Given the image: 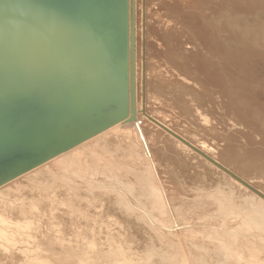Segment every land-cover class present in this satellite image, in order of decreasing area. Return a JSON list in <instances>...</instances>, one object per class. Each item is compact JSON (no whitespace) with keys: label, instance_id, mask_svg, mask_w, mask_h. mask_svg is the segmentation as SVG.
I'll use <instances>...</instances> for the list:
<instances>
[{"label":"bare ground","instance_id":"bare-ground-1","mask_svg":"<svg viewBox=\"0 0 264 264\" xmlns=\"http://www.w3.org/2000/svg\"><path fill=\"white\" fill-rule=\"evenodd\" d=\"M183 1L186 4L184 2V5L179 3V0H128L127 2V64L129 76L132 67L134 71V82L132 85L129 81L128 91L130 94L131 89L134 90L136 106L133 121H120L113 124L72 147L56 153L44 162L0 183V264H141L142 261L140 260V263L137 261L130 246L124 245V236L118 234L115 230L117 225L107 216L108 210L104 208L105 203L125 221L133 224L134 228L139 230L140 233H142L141 228L135 224V220L144 222L149 231H153L157 237L159 236V242L167 244L166 249L171 245L172 248L169 246L171 249L168 247V252L163 253V255L162 250L158 252L160 253L159 258L154 255L155 258L161 259L160 261L163 262L161 264H164L165 261L173 264L178 262L179 264L178 260L180 259L182 261L180 264H188V262L192 264L200 259L203 261L202 259L207 257L205 256L206 252L203 251L204 253H201V255L198 254L197 248L201 246L196 245L195 238L198 236L195 237V235H199L210 242L216 241L213 248L217 252L213 253L217 255V262L215 261L217 264H264V193L260 190H264V180L263 183L261 182L263 176H259L262 179L258 183H253L252 180H246L242 178L243 176L239 177L233 172L246 184L231 185L232 183L222 182L217 178L219 180L216 184L212 183V187L210 186L204 191H202L203 187H200L202 190H198L196 195L208 197L209 202L214 203L209 207L207 205L205 208V214L209 216H207V220L211 217L210 213L214 212V208L217 211L216 213L226 217L223 221L217 218L220 222L212 223L210 227L206 224L201 225V218L203 217H200V224L191 223V219L190 221L185 222L183 220V222H180L183 215L178 221V218L176 217V219L172 212L167 210L178 198V193L174 190L169 191L165 187L164 181L166 180L163 181V178H161L162 175H160V170L155 162L158 157L159 160L160 157L164 160L168 156L162 153L164 146L158 145L162 142L161 136L163 134L156 129V127L161 128L154 120L167 128L169 127L147 113V104L150 105L149 100L152 98L149 93V84L154 81L151 71L153 70L160 79L170 80L169 84L173 87L180 84L188 90H194L193 88L190 89V86L195 87V85L213 84L222 88L225 84L221 79L222 69L221 66L218 67L219 63H214L204 56L201 51L205 50L207 54L211 53V56L216 53L221 58L224 57L227 48H225L220 37L218 39L212 37L213 39H211L209 27L207 28L204 20L202 23L201 18L193 11V8L199 4L198 0ZM233 8L240 11L238 7L234 6ZM8 18H11L13 22L15 20L19 22L18 12L9 6V2L0 0V27H2V24H6ZM13 22L4 26L6 32L9 31ZM20 24L24 27L26 21H21ZM210 27L212 28V26ZM215 29H217V26ZM10 37L11 43H8L10 47L15 48L22 43L18 31H14ZM182 38H184V41ZM1 46L3 45L0 40ZM24 47V51L32 55V58L25 63H21L18 66L19 68L15 67V71L11 72L12 83H18L22 79L27 80L25 78L26 72L30 73V70L39 68L38 65L42 61L48 63L54 61L53 53L57 54L55 48L51 46L46 48L43 45L33 46L32 43L28 42L24 43ZM178 57L185 63L184 67H181L176 61ZM241 59H244L245 62L247 60L246 57L241 58L240 55ZM191 63L193 66H191ZM4 65L5 63L0 60V70L4 68ZM220 65L222 64L220 63ZM248 65L247 63L244 67ZM258 67L264 72L263 64H258ZM261 70H258V72ZM262 72L261 74H264ZM248 73H253L249 67L246 71V74ZM142 83L143 89L145 87L143 90V103H141ZM162 86L164 85L160 82H156V85H154L160 92ZM6 93L13 98L15 97L12 91L4 92L0 83V96L4 97ZM252 99L254 101H264V95L256 92L252 95ZM153 100L157 101L156 103L159 102V104L163 102L160 101L163 100L162 98L158 101L157 97H154ZM239 113L244 116L243 109L238 110L236 115L239 116ZM204 120L206 123L209 122L206 116ZM234 121H236L234 122L235 125L233 122L229 123H232V126L243 124L244 127L248 128L247 124L249 123H244L243 120H239V117ZM214 128L213 126V130ZM57 136V138L60 137ZM57 138L53 140L57 142ZM250 138L248 143L253 147L249 150L254 153H252L253 155L261 156L263 157L261 159H264V149L254 147L256 143L254 139ZM113 142L122 144L121 149L123 151L119 150L120 154L118 150L117 152L116 149H111L112 146L116 145ZM177 143L184 150L189 149L183 143L179 141ZM261 143L264 144V140ZM154 144L158 146L154 147ZM191 144L201 153L220 163L216 157H213V147L210 144L204 141L199 142L198 145ZM45 146L42 145L33 148V150L26 148L25 150L35 154L43 152ZM118 147L117 149H119ZM169 150L172 152L171 147H169ZM190 152L187 153L190 155ZM252 154L249 155L250 157L246 156L248 160L253 161L256 159ZM198 155L200 156V154ZM246 157L245 159H247ZM241 159L239 157L238 160L241 161ZM220 164L223 165V163ZM211 165L219 169L214 164L211 163ZM219 171L225 174V178L234 182L230 175L222 170ZM180 185L183 184L180 182ZM198 185H201L200 182ZM177 187L179 188V186ZM194 188H192L193 191ZM235 197H242V199H239L238 202ZM192 201L194 202V199ZM147 202L149 203L148 207ZM209 202L208 204H211ZM180 206L182 207V205ZM187 208L186 210H188ZM176 210H178V207ZM195 211L199 212L198 208L193 212ZM175 212L177 213V211ZM220 215L218 214L219 217H221ZM175 216H178V214H175ZM230 219L234 220L230 221ZM227 220L230 222H227ZM195 221L194 223H196ZM200 221L197 220L198 223ZM192 232L195 235H192ZM199 240L203 239L199 238ZM208 246L211 247L210 243ZM76 248L78 252L74 253ZM201 249L205 250L206 248ZM156 250L158 251V249ZM188 250H197L198 255L196 258L199 255L201 258H194L193 261L195 251L190 252L193 254V262L191 263ZM150 251H152V248ZM147 254L145 259L153 255L154 251L152 254L151 252H147ZM157 258L156 260H158Z\"/></svg>","mask_w":264,"mask_h":264},{"label":"water","instance_id":"water-1","mask_svg":"<svg viewBox=\"0 0 264 264\" xmlns=\"http://www.w3.org/2000/svg\"><path fill=\"white\" fill-rule=\"evenodd\" d=\"M4 1L18 12L19 22L8 18L6 24L13 22L9 31L6 24L0 27V60L5 63L0 83L4 92L15 95L0 96V183L113 124L133 121L136 113L134 90L128 91L129 81L134 82L133 67L129 76L127 64L128 0ZM14 31L22 40L15 48L8 45ZM28 42L51 46L57 54L53 53L54 61H42L39 68L26 72L27 80L12 83L11 72L32 58L24 51ZM154 122L246 184L174 131ZM42 145H46L43 152L25 150Z\"/></svg>","mask_w":264,"mask_h":264},{"label":"rangeland","instance_id":"rangeland-1","mask_svg":"<svg viewBox=\"0 0 264 264\" xmlns=\"http://www.w3.org/2000/svg\"><path fill=\"white\" fill-rule=\"evenodd\" d=\"M183 2H184L183 0L181 1L179 0V3L184 5L185 2L184 3ZM198 3L199 4H197V6L193 8V11L198 17L201 18L202 23L204 20L206 27L207 28L209 27L208 30L210 31L211 39L213 38L218 39V37H220V39H222V42L225 48H227L226 49L227 52L225 53L226 55L224 54V57H221V58L217 56L216 53H214V56H211L210 55L211 53L207 54L205 50L201 51L204 56L211 59L214 63H219L218 67L220 68L221 66V69H222L221 79L224 81L225 84H223L222 88H220L217 85H213V84L206 85V86L197 85L198 87L195 85L196 88L190 86V89L193 88L194 90L192 89L188 90V89H184V86H180V84H177V85L173 84L174 85L173 87L171 84H169L170 80L160 79L159 76H156V74L152 70L151 73H152L154 81L151 84H149V93L152 96V98L149 100L150 105L147 104V113L159 119L162 123L166 124L169 128L175 131V133H177L179 136L181 135V137L187 140L188 142L190 141L189 143H194L198 145L199 142L204 141L210 144L213 147V150H212V154L214 155L213 157H216L220 163H223V165L228 167L232 172L237 174L239 177L243 176L242 178L246 180H252L251 182L258 183V181L262 179L259 176L264 177V159H261L263 158L261 156L258 157V155L256 156L253 155L254 153L251 152V150H249L253 146L249 145L250 143L248 142L250 141L249 138L252 137L250 139H254V142L256 143L254 147H260L264 149V144L261 143L264 140V109H263L264 101H261V100L254 101L252 99V95H254L256 92L262 93L264 95V74H261L262 70L258 69L259 68L258 64H261V65L263 64L264 66V56H263L264 55V0H236V1L235 0H202V2L201 0H198ZM234 6L238 7L240 11H237V8H233ZM207 21L208 23L209 22L210 23L208 24ZM210 26H212V28ZM216 26H217V29L219 30L215 29ZM222 27L224 28V30ZM212 31H215V32H212ZM213 33H215L216 35ZM182 39L184 41V38ZM185 46L186 44L184 45V47ZM240 55H241V58H244V57L247 58L248 62L247 60L246 62L249 64L247 67L246 66L244 67V65L245 64L247 65V63L245 62L244 59H243L244 61L242 59L240 60ZM176 61L181 65V67H184L185 63L182 62L181 58L178 57ZM220 63L222 65H220ZM191 66H193L192 63H191ZM241 67H243L242 69H245V70H242ZM248 67L254 74L253 73L246 74ZM255 70L257 71V73ZM258 70H261V71L258 72ZM156 82H160L164 85L161 87V92L157 88L154 87V85H156ZM168 86L170 87L172 86L171 89ZM141 88H142L141 89V92H142L141 103H143V100H144L143 90L145 89V87L143 89V83L141 85ZM160 93H161V96H160ZM154 97H157L158 101L160 98H162L163 100H160V101H163L162 104L161 102H160L161 105L159 104V102L156 103L157 101L155 102L153 100ZM240 109L244 110V116H242L240 113H239V116L236 115L238 113V110ZM205 116L207 119H209V122L207 123L204 120ZM238 117H239V120H243L244 123L245 122L249 123L247 124L248 128L244 127L243 124H239L240 126L238 124H236V126H232L231 125L232 123H229V122H233V123L236 122L234 120L238 119ZM222 124H223V127H222ZM209 126L211 129L209 128ZM213 126L215 127L214 130H213ZM150 129H151V125H150ZM156 129L159 130L160 133L163 134V135L161 134L163 136V137L161 136L162 142H160L158 145L159 146L161 145L162 147L164 146L162 153L168 157H166L167 159H164V160L162 159V157H160V160H161L160 165H159L160 163L159 157H158V160L155 162L160 170V175H162L161 178H163V181L166 180L164 181L165 187L169 191L174 190V192L178 193V198L176 199L177 202L175 201L172 204L173 206L171 205L172 208L170 206V208H168L167 210L171 211L172 215L175 218L176 217L178 218V219L176 218L178 221H180V219L182 218L181 216L183 215L184 219L182 218V221L180 222H183V220L185 222L190 221L191 219L193 221V222L191 221V223L193 224H200L202 221L201 225L206 224L210 227L212 223L215 224L220 219H221L220 221H223V219H225L226 217L225 216L222 217L220 213H216L217 211L214 207H212L214 208V212L212 211L210 213L211 219L208 218L207 220L208 215L205 214L206 213L205 208L207 205H208L207 207H209V205H213L214 203L209 202L210 200L208 197H201V196L196 195L197 194L196 192L200 190L202 187H203L202 188L203 190L201 189L202 191H204V189H208V187L210 188V186L212 187V185L216 184L219 179H220L219 181H222V182L232 183L231 185H236V184L238 185L241 182H236L237 180L233 178L235 182L234 183L232 180L230 181L229 179L225 178L224 177L225 174L224 173L222 174V172L219 171L221 169L215 168L213 165H211V162H209L206 158L204 159L202 155L199 156L198 155L199 153H196L194 150H192L188 146L186 148L191 149L190 150L191 152L189 151V149L184 150L182 147H180V144L177 143L178 140L176 138L174 139L172 135L170 134L168 135V133L164 132L162 129H159L158 127H156ZM237 131L238 133H236ZM113 143H115L116 145L112 146L111 149H116L115 151L122 150L121 149L122 144H119L117 142H113ZM158 145H155L154 147H157ZM117 147L119 149H117ZM169 147H171L172 152L169 150ZM244 148L245 150H243ZM247 148L250 151L249 154H248ZM120 151L118 152L119 154L121 153ZM192 151L194 152L192 153ZM242 151H244L245 154ZM187 152L188 153L190 152V155ZM240 153L242 154L240 155ZM251 154L253 155V157L254 156L256 157V159L253 161L248 160V158L246 157V156L250 157L249 155ZM127 157L129 158V156ZM169 157L170 159H168ZM239 157L240 159L242 158L241 161L238 160ZM245 157L247 159H245ZM169 165H170V168H169ZM162 172H164L165 174ZM169 172L172 174H170ZM206 179L208 180L206 181ZM263 180L264 178L261 180V182ZM180 182L181 184H183L184 186L186 185V186L184 187L183 185H180ZM199 182L201 185H198ZM202 184H204L205 186ZM168 185H171V186H168ZM177 186H179V188ZM192 186H194L195 188H199V189H195ZM192 188H194V191ZM260 190H262L264 193L263 189H260ZM186 197L191 200L188 201ZM140 198L145 199L144 197H140ZM193 199H194V202L192 201ZM205 199L206 201H204ZM236 199L238 201L239 199H242V197L241 198L235 197V200ZM201 201L202 203L203 202L204 203L202 204ZM208 202L211 204H208ZM176 203L178 204L176 205ZM190 204L193 208L190 206ZM146 205L148 207L149 203L147 202ZM180 205H182V207ZM175 206L176 208L178 207V210L180 212L176 210ZM104 208L108 210L107 216H109V218L112 219L116 223L117 229L115 230L117 231V233L124 236V241H125L124 245L130 246L131 250L134 252V257L137 259L139 263H140V260L142 261L141 264H161L163 263L160 261L161 259L160 260L158 259L160 256V253L158 252H161L162 250V255H163V253L168 252L167 249L169 246L171 247V245H169L166 249L167 244H165L164 242H159L160 237L158 236L159 237L158 238L157 235L153 233V231L152 232L149 231L148 227H146V224L144 222L140 220H135V224H137L141 228L142 233H140L139 230L134 228L133 224L125 221V219L117 215L116 211H112L111 210L112 208H110V206L107 203L104 204ZM180 208L182 209L180 210ZM186 208L188 210L190 209V211L186 210ZM197 208L199 212L198 211L193 212L194 210H197ZM175 211H177V213ZM175 214H178V216H175ZM218 214L221 217H219ZM200 217H203L204 221H203V218H201V221H200ZM198 219L200 221L199 223L197 222ZM227 219H228V216H227ZM231 220L232 219H230V221ZM194 221L196 223H194ZM230 221L227 220V222H230ZM140 223L142 226L140 225ZM191 234L195 235V233L193 232ZM195 237L198 238V239L195 238L196 245H198V247L200 246L201 247L197 248L199 253L197 252V250H191V251L188 250V254L190 252L193 253V251H195L193 253L194 255L192 253L189 254L191 257V260H190L191 263L194 261V258H196L198 254L201 255V253H204L203 251H205L206 252L205 256L207 257L210 256L209 257L210 259L205 257V259H202V260L204 261L207 259L205 261L206 263L205 262L202 263L203 261H201L200 259L201 257L199 255L200 258L199 257L198 258L200 260H196L198 259L196 258L195 259L196 263L195 262L193 263L194 264H199V263L200 264L201 263L211 264V262H213L212 264H217L215 263V261L217 262L216 260L217 255H214V253L217 251L215 250V248H213L215 247L216 241L210 242L207 239L205 240L204 238H201L199 235H195ZM199 238L203 239L204 241L201 240L203 241L201 242ZM199 241L201 244L199 243ZM207 242L210 243L211 247L208 246L209 243L207 244ZM202 246H205V247H202ZM150 247L152 248V251H150L151 250ZM201 248H206V249L202 250ZM156 249H158V251ZM153 251H154V254L150 255L147 259H145V257H147L146 256L147 252L148 253L151 252L152 254ZM77 252H78V249L76 248L74 253H77ZM154 255L155 256L157 255L158 258L157 257L156 258L158 260H156ZM192 255H193V261H192ZM178 261H179V264L182 263L181 259ZM165 262L164 264H173L168 261H165Z\"/></svg>","mask_w":264,"mask_h":264},{"label":"flooded vegetation","instance_id":"flooded-vegetation-1","mask_svg":"<svg viewBox=\"0 0 264 264\" xmlns=\"http://www.w3.org/2000/svg\"><path fill=\"white\" fill-rule=\"evenodd\" d=\"M62 1H65V0H62ZM82 5H84V4H82ZM75 8L77 9V6L75 5ZM80 16H82V15H80ZM83 18V17H82ZM86 18V17H85ZM125 26L127 27V30H128V26H127V13H126V15H125Z\"/></svg>","mask_w":264,"mask_h":264}]
</instances>
